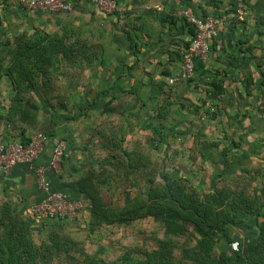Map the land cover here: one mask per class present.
<instances>
[{
  "label": "rangeland",
  "instance_id": "374dc122",
  "mask_svg": "<svg viewBox=\"0 0 264 264\" xmlns=\"http://www.w3.org/2000/svg\"><path fill=\"white\" fill-rule=\"evenodd\" d=\"M238 4H242L247 12L243 20L240 19L241 22L248 24V33L251 35L252 29L253 35L259 40L256 46L260 47L261 52L260 57H256L257 62L263 65L264 7L254 12L255 9H251L245 0H228L226 5L223 4V9H218L221 11L218 16L231 18ZM22 12L16 0H0L1 28L5 33L3 40L8 39V35L15 36L18 26L15 27L12 20ZM232 19L240 21L236 17ZM249 65L253 66L252 61ZM77 68L69 73H61L53 78L55 81L49 86L43 89L37 87L25 96V100L40 108L39 114L36 111L33 133H47L50 124L53 125L52 129L57 130L63 123L67 148L61 164L56 166L58 185L61 187L59 190L63 193L77 197L63 185L86 174L97 185L100 196L111 205L112 210L124 207V203L130 205L140 185L142 190L147 186L157 188L166 179L173 178L201 197L210 192L215 183L218 188L231 187L248 195L261 191L264 184L263 91H257L248 97L245 104L239 105L234 104V96L228 97L230 103L218 97L217 100L211 97L207 99L205 90L196 87L191 97H197V102L204 101L208 106L200 107L195 112L190 102L185 101L182 107L167 105L153 91L142 90L137 102H129L122 97L120 103L107 107L110 110L104 112L99 99L102 90L97 89L96 75L92 81L94 84L87 86L90 72L83 74L81 71L84 68ZM252 68L251 72L255 73ZM12 95L11 84L7 79H1L2 109L7 106ZM146 97L149 99L141 105ZM50 104L55 106V110L48 108ZM122 105H129V111ZM32 111L35 112L34 109ZM9 128L12 130V127ZM158 136L161 137L160 141ZM213 143L215 147L211 146ZM223 148H231L224 155L226 158L222 155ZM224 160H228L227 166H224ZM130 162L133 166L128 169ZM64 168H67L66 173H63ZM86 213L61 221L47 218L35 220L30 232L32 242L39 245L43 242L47 244L49 238L50 242L52 240L55 243L70 240L85 253L103 257L106 262L124 255L136 262L140 257L138 251L154 252L164 247L165 253L187 263L183 255L185 251L194 249L193 241L186 237L168 236L163 226L153 220L98 226L93 225ZM252 225L253 221L249 220L244 224L227 226L225 234L230 241L220 240L215 252L223 249L232 254L235 248H241L255 235ZM190 230L186 232L187 235ZM161 242L165 243L164 246ZM58 261L53 256L50 264H58ZM70 263V260L64 262Z\"/></svg>",
  "mask_w": 264,
  "mask_h": 264
},
{
  "label": "trees",
  "instance_id": "16d2710c",
  "mask_svg": "<svg viewBox=\"0 0 264 264\" xmlns=\"http://www.w3.org/2000/svg\"><path fill=\"white\" fill-rule=\"evenodd\" d=\"M1 19L0 14V38L5 34L1 28ZM195 34L196 31L193 28L191 39ZM70 38L71 32L63 29L54 33L39 31L32 35L20 34L12 39L3 40L2 38L0 41V81L7 79L13 91L7 106L3 109L0 106V123L12 127L9 132L10 137L16 138L17 141L16 139L15 141L19 145H28L32 138L39 134L33 133V124L37 114L40 113V108L30 104L28 100H25V96L37 87L43 89L42 87L53 83L54 79L61 75L62 64L67 63L73 68L82 69V62L88 66L95 59L91 54L84 53L85 45H80L79 40L70 41ZM188 44L189 42L185 48ZM194 69L195 75L204 74L201 61H194ZM81 72L84 74L83 70ZM193 80L194 78L188 82L191 83ZM242 84L244 93L248 97L259 90L264 92V71L256 72V74L248 73ZM255 85L261 88L252 92V87ZM205 90L211 99H216L224 92L222 84L215 80H212ZM127 92L130 93V91ZM136 92L131 90V93ZM119 98L118 96L116 100ZM1 99L2 97L0 101ZM111 103L112 100L108 101L102 110L108 112ZM58 105L63 108L61 104ZM180 105L182 107V104ZM204 105L205 102L202 101L192 103L190 107L196 112ZM54 107L51 104L48 106L52 111L55 110ZM122 107L126 111L130 109L129 105H122ZM36 111L39 112L36 114ZM52 126L50 124L48 132L43 133L47 138L57 133ZM152 132L155 131L152 130ZM157 135L160 134L157 133ZM160 136H158L159 141ZM10 137L5 140L3 136L4 142L8 143ZM211 146L215 147V143ZM230 149L223 148V157ZM228 164V160H224V166ZM132 166L130 162L128 169ZM63 186L77 195V197L68 196L64 193L71 200H81L84 197L82 200L90 205L86 214H89L93 225L111 226L121 222L131 223L148 219L160 223L168 236L186 237L193 241L194 249L190 252L185 251L183 255L187 263H182L173 255L165 253L164 247L154 252L138 251L137 254L140 257L136 259V262L128 259V255L106 262L103 257H94L85 253L70 240L55 243L52 240L50 242L49 238L47 244L43 242L36 245L32 242L30 233L35 219L29 215L23 218L10 203L4 202L0 203V264H50L53 256L59 259L58 264H64L68 260L71 261L70 264H264V184L259 193L248 195L244 191L231 187L218 188L215 183L212 186L213 189L201 197L176 179H166L157 188L147 186L145 190H142L140 185L138 194L130 200V205L124 203V207L115 210L104 202L97 185L91 182L87 174ZM249 220L253 221L251 227L255 233L253 237L248 239L241 248H235L236 251L232 254H228L223 249L215 252L214 249L219 245L220 240L230 241L225 234L227 226L244 224ZM189 228L191 230L187 235ZM161 243L164 246L165 243Z\"/></svg>",
  "mask_w": 264,
  "mask_h": 264
},
{
  "label": "crops",
  "instance_id": "0c3cea01",
  "mask_svg": "<svg viewBox=\"0 0 264 264\" xmlns=\"http://www.w3.org/2000/svg\"><path fill=\"white\" fill-rule=\"evenodd\" d=\"M69 1L73 9L68 13H44L21 8L23 12L12 20L14 26H18L15 36L32 35L39 31H70V41L79 40V44L86 47L84 53L95 58L90 65H84L83 62L81 65L84 73L90 72L87 86L94 84L92 81L96 75L97 89L102 90L98 94L103 106L110 100L111 105L118 104L122 97L135 103L141 98V91L148 90L153 91L167 105L181 107L180 104L183 106L185 101L196 103L197 97H191L192 91L196 87L205 90L212 80L224 88L218 98L230 103L228 97L234 96V104L243 105L248 99L242 84L245 76L252 73L251 67L255 70L253 74L264 71V64L258 63L256 57H260L261 52L260 47L256 46L259 44L258 38L253 35L252 29L251 35L248 33L250 28L241 22L243 19L233 20L232 17H236L233 13L228 18L229 23L219 27L215 39L210 43L207 60L202 62L204 74L195 75L191 83L181 81L176 85L168 84V80L178 73L181 54L194 28L177 13L187 10L199 19L220 17L218 13L221 14V11L218 9H223V4L226 5L228 0H115L117 8L110 15L100 12L87 0ZM245 1L251 9H255L254 12L264 7V0ZM13 36L8 35L7 38L12 39ZM245 47L250 48L245 50ZM248 56L250 59L247 60ZM251 61L253 66L249 65ZM72 69L73 66L64 63L60 71L65 74ZM257 88L261 87L253 86L252 92ZM131 90L137 92L131 93ZM204 93L205 98L210 99L206 90ZM118 96L120 98L116 100ZM148 99L146 97L145 101L142 100L141 105ZM205 105L208 106V103ZM3 125L0 123V129L6 140L10 137L11 128ZM62 127L63 123L57 128L55 136L48 137L45 149L35 160L34 166L47 167L50 164L58 141L67 139ZM15 139L10 137L7 141L17 143ZM66 172L67 168H64L63 173ZM58 175L57 169H50L47 179L53 190L61 191ZM44 196L37 186L35 174L27 165L17 164L7 174H0V203H10L17 213L28 215L29 208L39 203Z\"/></svg>",
  "mask_w": 264,
  "mask_h": 264
},
{
  "label": "built area",
  "instance_id": "2783aa9c",
  "mask_svg": "<svg viewBox=\"0 0 264 264\" xmlns=\"http://www.w3.org/2000/svg\"><path fill=\"white\" fill-rule=\"evenodd\" d=\"M97 10L104 14H112L116 11L115 0H87ZM18 6L29 11L44 13H68L73 9L69 0H17ZM247 14L242 4H238L235 16L238 20ZM177 15L184 18L195 28V36L189 40L185 51L181 54V63L178 73L168 80L169 85H176L181 81H188L195 77L194 61L205 62L208 57L210 43L215 39L217 30L222 25L228 24L226 16L207 17L199 19L187 10H180ZM48 138L44 134H36L31 142L22 146L17 143H5L3 132L0 129V174H7L17 164H25L35 174L39 189L45 194L37 204L32 205L28 215L35 220L46 217L55 220L73 218L80 213H86L90 205L82 200H71L60 191L53 190L47 179L49 170L57 169L61 164L66 150V142L59 140L55 146L50 164L47 167L34 166L35 160L45 149ZM58 170V169H57Z\"/></svg>",
  "mask_w": 264,
  "mask_h": 264
}]
</instances>
